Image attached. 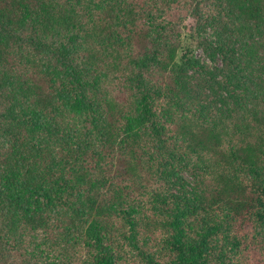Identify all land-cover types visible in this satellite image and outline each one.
I'll return each instance as SVG.
<instances>
[{
	"label": "trees",
	"instance_id": "16d2710c",
	"mask_svg": "<svg viewBox=\"0 0 264 264\" xmlns=\"http://www.w3.org/2000/svg\"><path fill=\"white\" fill-rule=\"evenodd\" d=\"M0 264H264V0H0Z\"/></svg>",
	"mask_w": 264,
	"mask_h": 264
},
{
	"label": "rangeland",
	"instance_id": "374dc122",
	"mask_svg": "<svg viewBox=\"0 0 264 264\" xmlns=\"http://www.w3.org/2000/svg\"><path fill=\"white\" fill-rule=\"evenodd\" d=\"M208 35H211V34L208 33ZM182 42H183V45H182L183 49L181 48V50L178 53L179 63L182 61L181 59L185 55L186 50L191 49V50H193V56H194V58L196 60H198V62L203 67L204 66H208L209 68H212V67L213 68H217V69L222 68L223 65H222L221 59H219V57L216 58V60H215V61H218L217 64H214L212 62V60L205 53H203L200 48H198V47L197 48L196 47H189L190 39H189V35L187 34V32L183 35ZM217 81L224 82V77L222 75H220L217 78ZM225 81H226V79H225ZM226 102L229 103V104H232V101L230 100V98H228Z\"/></svg>",
	"mask_w": 264,
	"mask_h": 264
}]
</instances>
